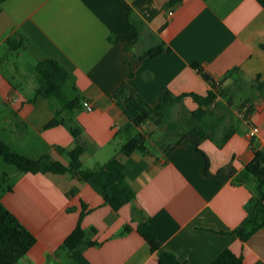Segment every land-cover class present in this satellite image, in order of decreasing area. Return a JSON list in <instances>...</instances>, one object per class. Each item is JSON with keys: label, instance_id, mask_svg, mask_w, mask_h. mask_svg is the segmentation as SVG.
I'll return each mask as SVG.
<instances>
[{"label": "crops", "instance_id": "0c3cea01", "mask_svg": "<svg viewBox=\"0 0 264 264\" xmlns=\"http://www.w3.org/2000/svg\"><path fill=\"white\" fill-rule=\"evenodd\" d=\"M171 2L5 0L0 4V141L25 156L49 153L67 164V155L54 146L71 150V131L78 129L87 146L82 165L97 168L116 157L135 193L134 202L114 210L92 182L2 165L0 201L36 237L25 257L14 264H159L157 253L137 231L140 219L133 216L134 208L150 223L160 250L179 261L210 264L229 249L243 257L242 264H264V228L245 242L232 233L245 218L246 203L255 189L245 166L253 149L264 147V99L255 92L264 81V6L258 0ZM18 31L25 36L24 48L12 51L6 40ZM161 42L171 50L144 56L145 50ZM4 46L7 50L1 52ZM44 59L57 61L68 72L69 99L81 95L79 105L62 110L61 123L50 128L45 125L53 119L54 108L36 96V85L27 87L23 79L25 71L35 73L36 64ZM193 63L220 83L223 96L214 108L225 117L227 140L218 147L204 138L200 151L183 140L165 152L155 145L156 150L148 148V153L123 154L120 148L131 136L111 93L126 82L152 107L165 91L206 95L211 85ZM2 64H9L13 76L1 69ZM234 68L239 72L228 75ZM247 89L252 90L249 95ZM237 99L239 105L233 109ZM83 101L90 102L93 110L87 111ZM183 104L190 110L197 107L190 97ZM235 114L243 121L237 127L232 122ZM252 126L259 131L250 139ZM136 129L148 138L146 132L156 127L148 121ZM226 166V172H218ZM83 206L81 227L94 228L89 238L98 244L69 254L60 247ZM125 227L129 229L124 233Z\"/></svg>", "mask_w": 264, "mask_h": 264}, {"label": "trees", "instance_id": "16d2710c", "mask_svg": "<svg viewBox=\"0 0 264 264\" xmlns=\"http://www.w3.org/2000/svg\"><path fill=\"white\" fill-rule=\"evenodd\" d=\"M3 1L5 0H0V4ZM178 1L172 0L171 5ZM258 2L264 6V0H258ZM130 23L132 26L134 25L131 14ZM6 42L10 50H19L24 48L25 36L18 31L14 36L7 38ZM262 47L264 48V46ZM170 50V47L161 42L145 50L144 56L155 57L164 51ZM192 67L200 73L204 80L210 83L211 88L206 95L196 93L174 95L169 91H165L161 95L158 104L152 107L129 84L126 82L119 84L111 93L110 98L127 119L124 129L129 132L133 128H138L150 121L156 128L166 125L169 132L175 131L180 125L173 120L174 110L178 104L183 103L185 97H190L197 104L196 109L189 113L193 118L192 125H189L173 143L166 146L160 144L163 147L161 149L165 152L181 141L186 140L194 144L199 150L200 142L204 138L211 139L218 147L221 146L230 136L224 124L225 117L217 115L214 109L216 99L223 96V90L220 88V83L212 81L211 77L198 64L193 63ZM238 72L239 69L234 68L228 71L227 74L232 75ZM68 79V72L55 60L44 59L35 66L36 96L47 99L55 111L53 119L45 125V128L54 127L61 123L58 115L62 110L73 109L79 105L80 97L69 99L63 90ZM258 86L260 90L263 89L264 81L258 83ZM71 134L74 143L71 150L68 151L58 145L54 146L59 154L67 155V164L60 160H55L49 153L42 154L37 158L25 156L13 151L1 141L0 158L22 172L68 175L82 182H92L102 191L104 203L110 205L114 210L134 202L135 193L126 181L123 164L116 157H112L97 168L84 167L81 162V156L87 149L86 143L80 137V130L74 129ZM146 141V134L138 132V134L131 136L122 144L120 151L125 155H130L135 151L148 153ZM207 168L208 159L205 156L204 173L207 172ZM228 168L229 166L223 167L218 172L224 173ZM245 168L247 172L255 177L256 181L255 189L246 203V216L240 225L232 231L242 242L247 241L253 234L264 228V147L253 149V158L247 163ZM85 213L86 209L83 206L75 228L64 239L60 247L67 250L69 254L75 249L98 244L89 238L96 230L91 228L86 231L81 227V220ZM133 216H137L140 219L137 231L148 243L150 250L157 253L159 264H188L179 261L172 253L160 250L161 244L156 233L148 220L136 208L133 209ZM128 229L129 227H125L124 233ZM35 242L36 237L0 201V264H14L23 259ZM70 257L72 258L71 255ZM242 263L243 257L241 255H235L231 250L225 249L210 264Z\"/></svg>", "mask_w": 264, "mask_h": 264}, {"label": "rangeland", "instance_id": "374dc122", "mask_svg": "<svg viewBox=\"0 0 264 264\" xmlns=\"http://www.w3.org/2000/svg\"><path fill=\"white\" fill-rule=\"evenodd\" d=\"M7 48L4 46L2 49H1V52H6ZM10 60H12V58H10ZM1 69L9 76H13V73H11V69H10V66L9 64H2L1 65ZM19 78L18 77H15V80H18ZM23 79L25 80L24 84L26 83V81L28 82L27 83V87L30 86V84L32 85H36V80H35V73L33 72H26L24 73L23 75ZM65 94L67 95L68 98L72 97V91H71V88L69 86V84L65 85L64 88H63ZM252 92V90L250 89H247L246 91V95H249L250 93ZM255 92H259L263 99H264V88L261 89V90H256L255 89ZM78 97L81 98V95L80 94H77ZM241 97V94H239ZM239 99H237L236 102H234L233 104V109H235L238 105H239ZM215 109V108H214ZM190 110L186 105H184L183 103L181 104H178L174 110V115H173V120L178 122L179 123V128L176 129L175 131H172V132H169L168 131V127L166 125H162L161 127L159 128H156L154 131L152 132H146L148 133V138H147V141H146V144L148 146V148L152 151H155L156 150V146H159L160 148H163L162 146H160V144H164L165 146L170 144V143H173L178 137L181 136V134L187 129V127L189 125H192L193 123V118L190 116ZM232 122L233 124L237 127V126H240V124H243V121L240 120V118L235 114L232 116ZM153 126V125H152ZM155 126V125H154ZM23 130L22 128H19L18 131H21ZM139 130L136 129V128H133L129 134L130 136H135L136 134H138ZM163 136H165V138H163ZM128 140V139H127ZM2 165L4 167H9L7 165V163L3 162L0 158V173H1V167ZM11 165V164H10ZM11 167H15V166H11ZM251 178H252V183L251 184H254L255 183V177L253 175H251Z\"/></svg>", "mask_w": 264, "mask_h": 264}, {"label": "built area", "instance_id": "2783aa9c", "mask_svg": "<svg viewBox=\"0 0 264 264\" xmlns=\"http://www.w3.org/2000/svg\"><path fill=\"white\" fill-rule=\"evenodd\" d=\"M169 13L171 14V12H169ZM82 105L87 111H92L93 110V105L90 102H88V101H83ZM258 131H259L258 127L252 126L250 128V130L248 131V137L250 139L253 138L254 136L257 135Z\"/></svg>", "mask_w": 264, "mask_h": 264}]
</instances>
